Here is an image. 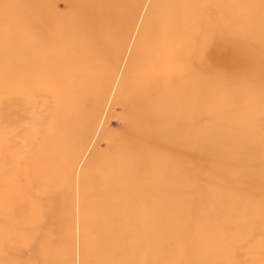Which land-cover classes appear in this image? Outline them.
Instances as JSON below:
<instances>
[{
    "label": "rangeland",
    "instance_id": "rangeland-1",
    "mask_svg": "<svg viewBox=\"0 0 264 264\" xmlns=\"http://www.w3.org/2000/svg\"><path fill=\"white\" fill-rule=\"evenodd\" d=\"M101 1L104 8L87 12L92 19L82 25L78 17L92 0L71 8L51 0L58 25L80 35L66 55L63 46L49 53L67 63L77 58L78 67L67 77L46 54V74L30 77L20 68L26 48L14 54L12 33L29 35L32 13L24 2L14 9L0 0V264H100L92 174L119 157L111 150L126 134L122 98L138 80L128 69L152 49L157 24L183 13L202 24L185 40L188 101L175 111V138L163 135L158 149L140 153L160 151L139 189L147 257L264 264V0H207L205 12L197 10L203 0L188 10L171 0ZM188 1L196 0L178 3ZM71 15L75 21H65ZM73 74L85 76L82 89L65 87L76 86Z\"/></svg>",
    "mask_w": 264,
    "mask_h": 264
},
{
    "label": "bare ground",
    "instance_id": "bare-ground-1",
    "mask_svg": "<svg viewBox=\"0 0 264 264\" xmlns=\"http://www.w3.org/2000/svg\"><path fill=\"white\" fill-rule=\"evenodd\" d=\"M59 1L70 8L73 4L77 6L79 1L82 7L83 2V0ZM178 1L171 0V3L176 4L178 9L184 6L188 10L190 6L193 8L192 6L198 0H192V3L188 1L182 6L179 5ZM206 1L203 0L200 6H197V10L203 6L200 12H205ZM3 3L5 2L3 1ZM3 3L1 6H4ZM22 3L29 6L33 22H31L29 35L22 34L23 36H20L19 33H12L16 48L13 47L14 54L26 48V51L22 52L25 54L26 62L16 58L22 62L20 68L27 70V75L30 77L39 72H43L45 75L44 70H48L50 66V59L45 55L49 54L57 68L66 67L64 75L67 76L72 66L78 67L75 65L78 63L77 58L74 60L71 58L67 63L64 57L61 56V59L57 60V57L49 52L63 46V52L66 55V51L70 49L69 45L73 43L72 40L77 35L71 32L74 26L72 27L61 20H59L61 26L58 25V20L54 19L55 7H53L54 3L51 0H8V4L14 9H18ZM43 3L44 6L42 7ZM104 3L101 0H92L84 10L85 16L80 20L78 17V21L82 20L81 24L86 25L85 20L88 21L92 17L87 12L91 10L94 12L92 14L96 15L100 9L104 8ZM179 17L181 16H169L167 19H163L164 22L168 21L163 23V26L157 24L158 27H161L156 29L149 40L152 49L142 58L140 63L132 65L128 69L129 74H137L138 80L136 79L137 86L133 85L128 91L129 93L122 98L126 134L121 138V144L113 145L111 150L119 157L100 163L98 169L96 168L92 174L96 190L91 201L96 211L93 212L91 232L97 239L93 252L101 261L100 264H162L147 257L148 240L143 233V228L148 218L144 214L145 197L139 191L141 187H145L142 183L145 176L149 174L148 161L160 162V151H155L151 158L144 157L145 155L142 156L140 153L147 150V146H154L155 150L158 149L163 135H169V139L175 138L173 136L175 135L173 132L175 131L174 125H176L175 111L178 107L187 104L188 101L185 95L188 86L186 87L185 84L189 82L187 74L190 69V61H187V58L192 49L185 45V40L191 35V29L194 33L200 30L202 24L198 25L191 19L188 20L189 17L185 13L182 14V19ZM64 19L70 22L71 19L75 21L74 15ZM190 21L193 22V25H190ZM63 23L64 25H62ZM97 30L96 27L93 28L90 34L91 42H93L94 33ZM43 59L45 62L39 63V60ZM77 75L73 74L76 79L74 81L76 86H66L70 82L63 80V83L67 82L65 87L73 88V90L82 89L83 84L80 79L85 76L83 74H81L83 77ZM18 80H20V76ZM21 82L24 81L21 80ZM26 82H28L27 85H30L31 81ZM59 90L62 92L63 89L58 88L52 91ZM183 92L184 97L180 99L179 95ZM100 170L102 171L101 174H99ZM150 189L153 192L152 189L155 188L151 187ZM133 191L137 192L133 193Z\"/></svg>",
    "mask_w": 264,
    "mask_h": 264
}]
</instances>
